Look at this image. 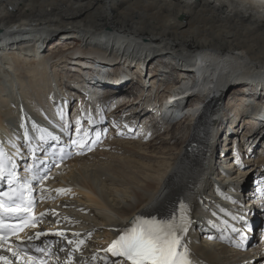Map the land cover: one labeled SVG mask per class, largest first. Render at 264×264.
Masks as SVG:
<instances>
[{
    "label": "bare ground",
    "instance_id": "bare-ground-1",
    "mask_svg": "<svg viewBox=\"0 0 264 264\" xmlns=\"http://www.w3.org/2000/svg\"><path fill=\"white\" fill-rule=\"evenodd\" d=\"M58 34L74 43H65L63 50L50 47L58 40L55 37ZM91 55L96 58H90ZM120 58L145 66L146 74L151 73L149 88L167 92L158 110L170 129L169 135L161 139L163 142L174 139L173 147L166 151L163 144L151 148L148 141L139 143L128 136L112 143L116 150L128 148L126 152L155 160L147 164L131 156H118L115 163H104L108 154L101 153L99 148L107 139L93 152L81 148L79 155L63 163L46 183L47 189L65 188L71 189V193L47 192L40 212L54 209L59 215H46L42 220H47V226L40 225L41 231L63 230L73 240L76 237L72 233H80L79 238L85 243L73 254L80 262L93 264L90 259L93 254L103 258V249L116 238L117 229L134 215L154 210V214H169L184 200L190 206L193 221L186 239L197 264H264V248L258 240V244L244 250L243 246H237L241 238L239 242L236 236V241L218 238V228L224 227L223 218H229L220 211L221 207L229 212L244 207L250 218L257 219L264 213L262 207L251 208L255 204L250 201L253 193L258 196L248 185L249 177L244 180L246 172L234 173L233 163L228 169L223 162L217 166L216 157L220 138L234 139L240 151L236 155L244 157L240 163L246 164L249 171L246 176L251 174L253 179L264 176V157L251 159L258 155L257 141L264 136V0H0V138L6 132L22 138L33 118L35 123L42 122L43 127L57 128L63 123L58 116L60 110L73 123L67 106L77 94L80 117L87 120L86 114L91 113L96 121L92 126L82 123L84 129L90 130L91 139L97 133L99 141L104 139L108 120L116 129H121L119 123L129 122L126 130L139 132L142 128L138 129L137 120L145 111L144 104L148 106L153 99L145 98L146 87L142 86L138 100L127 97L120 100L121 95L127 96L135 89L132 81L128 84L123 80L134 76L130 67L124 63L119 66ZM86 68L98 75L97 81ZM176 68L180 69L170 71ZM76 70L83 75L77 73L75 77ZM155 70L162 71L159 73L162 78L174 75L177 83L163 87L160 80L155 81L159 77ZM65 79L79 81L78 88L90 89L83 90L87 94L73 92L76 87L71 89V83ZM239 87L247 94L236 97L232 89ZM107 90L108 95L113 94L111 99H107L110 97ZM93 91L98 100L89 99ZM230 95L235 99H230ZM60 99L67 104L57 108ZM239 100L242 103L238 104ZM126 107L129 113L125 115L119 109ZM232 107L237 112L229 122ZM180 117L182 120L176 121ZM149 123L157 127L154 118ZM181 124L186 125L187 134L183 137L176 132ZM247 124L251 128L243 138L247 142L245 149L237 128ZM27 129L34 138L33 123ZM110 135L111 132L107 138ZM7 149L14 150L11 142ZM94 155L97 158L90 160ZM220 168L221 174L217 172ZM224 191L228 192L225 196L221 195ZM157 197L161 199L158 201ZM65 216L71 222L64 220ZM204 235L217 238L215 242L202 240ZM51 238L65 249L60 252L64 259H69L74 245L66 248L58 237ZM228 244L243 253H237ZM0 254L14 260L5 250H0ZM108 255L110 260L116 259ZM102 261L98 259L95 264Z\"/></svg>",
    "mask_w": 264,
    "mask_h": 264
},
{
    "label": "snow or ice",
    "instance_id": "snow-or-ice-1",
    "mask_svg": "<svg viewBox=\"0 0 264 264\" xmlns=\"http://www.w3.org/2000/svg\"><path fill=\"white\" fill-rule=\"evenodd\" d=\"M65 103L67 104V101ZM86 115L89 125L94 124L92 114L87 113ZM58 116L63 122L58 125L60 132L71 135L70 129L73 125L66 119L64 111L60 110ZM103 119L104 117H101V121ZM74 125L78 138L70 139L68 143L79 148L87 147L88 151H91L89 142L91 145H95L100 139V134L97 133L95 139H91L90 130L82 128L80 118L75 120ZM22 127L24 126L22 125ZM33 129L38 132L36 144L32 143L33 137L29 135L26 127L23 134L27 154L22 152L15 142H12V147L16 148L15 152L7 151L0 143V250H5L14 258L13 260L8 255L0 254V264H14V261L15 264H52V258L56 255L53 249L60 252L65 251L55 244H45L41 247L33 243L48 235L62 240L67 235L63 230L51 233L37 231L24 237L20 235L26 229H35L46 215H59L54 209L39 214L35 213L36 205L45 198L38 193L53 191L59 195L71 193V189L57 188L53 190L37 187L49 179L48 173L52 166H59L56 160L62 161L71 153L65 152V147H59L58 152L49 153L45 145L49 144V141L59 142L61 136L54 134L46 127L36 125L35 122H33ZM37 153H43L45 158L41 159ZM49 161L52 163L49 164ZM237 163L240 162L237 161ZM240 166L244 167L242 164ZM21 168L23 174H20ZM259 191L262 194L260 206L264 207V188H260ZM225 198L231 199V197ZM160 199L161 197H157L158 201ZM232 202L236 203L235 200ZM220 211L230 216L232 221L244 222L246 226L244 215L231 213L222 207ZM154 212L155 210L138 213L126 225L117 229L116 238L107 248L103 249L105 253L102 258L103 264H197L192 259L189 242L186 239L193 224L190 218V206L184 200H180L178 208L169 214H154ZM63 219L71 222L69 217L65 216ZM222 223L224 227L218 228L221 233L218 238L230 240V236L225 234L230 230L231 233L238 234L241 238V243L237 246H243V241L246 239L244 230L234 224H229L227 220ZM213 227L216 225L213 224ZM72 235L76 239L67 240V244L74 245L73 252H75L80 249L85 240L79 238L80 233L78 232L72 233ZM88 235L90 236L91 233ZM215 238L217 237H209V239ZM33 252L34 254H29ZM108 254L116 259L110 260ZM71 255L72 253H69V257ZM90 259L95 264L101 258L93 254ZM55 264H60V261L56 259ZM66 264H73V261L70 259Z\"/></svg>",
    "mask_w": 264,
    "mask_h": 264
},
{
    "label": "rangeland",
    "instance_id": "rangeland-1",
    "mask_svg": "<svg viewBox=\"0 0 264 264\" xmlns=\"http://www.w3.org/2000/svg\"><path fill=\"white\" fill-rule=\"evenodd\" d=\"M62 36V37H61ZM56 38H58V40H56L54 43H52L51 45H50V47L52 46V45H54V46H56V47H58L60 50L62 49H64V45H65V43H74L73 41L74 40H72V39H68V38H66V37H64V35L63 34H58L57 36H55ZM61 40V41H60ZM59 41V42H58ZM43 48L45 47V46H42ZM47 49H49V48H47ZM90 57V56H89ZM90 58H96L94 55H91V57ZM124 59V60H123ZM30 61V60H29ZM124 61V62H123ZM118 63H119V66H121V64H122V66H123V63L125 64V66H128V67H130L132 70H130V71H132V73H133V76L134 77H129V80H128V84H131L132 82H133V84L132 85H134V87H135V89H134V92H131V93H129L127 96L126 95H121V98H120V96H118V97H115L116 99H118V98H120V100L122 99L123 100V98H125V97H127V98H131V101H133V100H135L136 99V97H137V95H139V94H141L142 93V86H144V87H146V89H144V91H143V95L144 96H146V97H153L152 95H154V97L155 96H158L159 97V95L161 96L160 98H162V100H164L165 99V96H166V93L167 92H164V90L163 89H160V88H158L157 90H151L152 88H149V75H151V73L150 74H146V68H145V66H142L141 64H139L138 62H136V61H133L132 59H126V58H120L118 61H117ZM34 63V62H33ZM134 63V64H133ZM138 63V64H137ZM171 63H176L175 62V60L173 59L172 61H171ZM170 63V64H171ZM96 66V65H95ZM139 66V67H138ZM79 68H80V66H79ZM87 69V73H89V75L91 76V77H95V75H96V73H94L91 69H89V68H86ZM140 69H142V70H140ZM180 68H176V69H171L170 71H178ZM71 70V69H70ZM113 71V70H112ZM64 73H65V75H69L68 73H66L65 71H63ZM69 72V71H68ZM143 72V73H142ZM155 72L158 74L157 76H159L155 81L156 82H158L159 80H160V85H162L163 87H169V86H171V85H175V83H177V81H178V79H176V77L173 75L172 77H165V78H162V76H161V74H159V73H162V71L160 70H155ZM154 72V73H155ZM77 73H81V76L83 75V73L80 71V70H76L75 71V77H78V75H77ZM109 73H110V71H109ZM173 73V72H172ZM93 74H95V75H93ZM108 75V74H107ZM144 75V76H143ZM156 75V74H155ZM172 75V74H171ZM136 76H137V78H138V80H137V78H136ZM141 79V81H139ZM65 80H67L68 82H70L71 83V85H72V87L70 86V88L72 89L73 87L76 89H73L72 91L73 92H78L79 91V94H87V93H85V92H87L88 91V89H90V88H87L86 86H85V89H82V88H78L77 86L79 85L78 83H79V81H75V80H70V79H65ZM70 80V81H69ZM80 80V79H79ZM134 80V81H133ZM146 80H148V81H146ZM164 80H167V81H164ZM74 81V82H73ZM89 81H91V84H93V81L92 80H89ZM127 80H124V82H126ZM132 81V82H131ZM130 82V83H129ZM138 82V83H137ZM151 82H152V80H151ZM141 83H143L142 85H141ZM145 83V84H144ZM147 83H148V85H147ZM146 85V86H145ZM91 86V88L93 89V90H95L96 88L93 86V85H90ZM138 88V89H137ZM141 88V89H140ZM148 88V89H147ZM83 90H87V91H83ZM151 90V91H150ZM235 91V96L237 97V95L238 96H244V95H246L247 94V92H245V89L244 88H234V89H232V91ZM97 92V91H96ZM107 92H108V90L106 91V94H107ZM161 92H163V93H161ZM93 93H94V91H93ZM92 93V95H91V97L89 98L90 100H92L93 101V99H95L97 96L95 95V93L93 94ZM138 93V94H137ZM149 93V94H148ZM156 93H158L159 95H156ZM104 94V93H103ZM105 94V95H106ZM136 94V95H135ZM76 95V94H75ZM108 95V94H107ZM112 93L110 92V94L108 95V96H110V97H107V99H111V97H112ZM78 94L76 95V97L78 98ZM129 96V97H128ZM164 96V97H163ZM77 98L76 99H74V100H71L70 101V103H68V106H67V110H69V108H70V115H71V120H74V119H76L77 117H80V114H79V110H78V105H76V102H77ZM135 98V99H134ZM97 99V98H96ZM230 99H235L234 98V96L233 95H230ZM98 100V99H97ZM136 100H138V99H136ZM232 100V101H233ZM61 101V102H60ZM60 101H58L57 100V104H56V106L58 107V108H60V107H62L63 105H64V103H65V101H63L62 99H60ZM117 101V100H116ZM115 100H114V102H116ZM56 102V101H55ZM113 102V103H114ZM236 102H238L237 100H236ZM109 103V101L108 102H106V104H108ZM112 103V104H113ZM240 103H242V100H239V103L238 104H240ZM60 105V106H59ZM136 105H138V104H136ZM113 106V105H112ZM145 106V105H144ZM143 106V107H144ZM139 108H140V106H138ZM238 108H241V105H239V106H237ZM138 108V109H139ZM236 108V107H235ZM234 107H232L231 109H230V112H229V122H231L232 121V118H234L233 117V115L235 116V113L237 112V110L235 109ZM112 109H114V108H112ZM144 112L141 114V117H140V120H137V122L139 123L138 124V129L141 127L142 129H140V131L139 132H135V133H131L130 131H128L129 129H123V127H125V125L124 124H126V123H119L120 125H121V129H114V124H113V122H111L110 120H108L107 121V127H108V133H110L111 132V135H112V137H108V138H106L107 140H106V142H104L103 144H101V146H100V148H99V146H98V148H99V151L102 153V152H106L107 151V157H106V161L104 162V163H115V158L117 159V158H119V157H127L128 156V158L131 156V158H133V159H137V160H142L143 162H145L146 164L147 163H152L153 161H155L154 159L153 160H149V159H146V157H141L142 155L141 154H139V153H130V152H126L127 150H128V148H124V149H118V150H116V148H115V144H112L113 142H115V141H118V140H122V139H128L127 138V136L128 137H130L129 139L130 140H136V141H139V143H143V142H145V141H148L149 142V144H150V146H151V148H153V147H155V146H159V145H161V144H163V145H165V147L163 148L165 151L168 149H170L171 147H173V144H174V142H175V140L173 139V140H166V142H163V141H165V140H162L161 138H166L168 135H169V129H170V127L168 126H165V123H164V121H163V114L162 113H160V112H158V109L156 108V109H154V110H148V109H146L145 107H144ZM119 111H121V112H124V114L126 115V114H128L129 113V110H128V107H126V108H123V109H119ZM118 111V112H119ZM155 112V113H154ZM249 112H250V109H249ZM73 113H75V115L73 114ZM145 113H147V114H145ZM115 114H117V112L116 113H114V115ZM153 115V116H152ZM130 116V115H129ZM133 116V115H132ZM131 116V117H132ZM160 116V117H159ZM162 116V117H161ZM150 117V118H149ZM256 117V116H255ZM67 118L69 119V117L67 116ZM66 118V119H67ZM152 118H154V120L157 122V127H155V128H153V125H152V123L150 124L149 123V120L150 119H152ZM260 117L259 116H257V119H259ZM263 118V117H262ZM130 120V122H131V119H129ZM180 120H182V118L180 117V118H178V119H176V121H180ZM247 120H249V119H247ZM175 121V120H174ZM175 121V122H176ZM163 122V123H162ZM173 122V121H172ZM177 122V123H178ZM237 122H238V119H237ZM110 123H112L113 124V128H111V126H109L110 125ZM129 123V122H128ZM127 123V124H128ZM187 124V123H186ZM241 124H243V119L241 120V123H240V125ZM185 127H186V125L185 124H181L180 126H179V128L177 129L176 128V132H177V134L178 135H180V136H184L185 134H187L186 133V129H185ZM157 128V129H156ZM233 128V127H232ZM251 128V126H250V124H247L246 126H241V127H239V128H237V134H238V136H239V138L241 139V142L240 143H242V144H244V145H242L243 147H245V149H248L246 146H245V144L247 143V142H245V139H243V138H245V137H247L248 135H249V132H248V130ZM124 130V131H123ZM110 131V132H109ZM116 131V132H115ZM125 133V135L126 136H124V137H122V135H124V133ZM144 132V133H143ZM158 132L159 133H162L163 132V134H161V135H159L158 134ZM107 133V134H108ZM120 133H123L122 135L120 134ZM247 134V135H246ZM158 135V136H157ZM225 136V135H224ZM105 137H106V135H105ZM104 137V138H105ZM122 138V139H121ZM144 138H145V140H144ZM238 138V137H237ZM141 140V141H140ZM150 140H151V142H150ZM220 142V143H219ZM218 143V149H217V151L218 152H216V153H218L217 155H216V157L218 156V158H217V160H218V162H217V166H220V164H221V162H223V165H226L227 167V169H228V167L229 168H231V167H233L234 166V173L237 171V173H239V172H246V174H244L245 175V178H244V180H248L247 179V177H249V183H248V185H250L251 186V188L253 189L254 188V186H253V184H254V182H253V180H252V178H251V174H249L248 176H246L247 175V173H249V171L246 169V167H247V165L246 164H244V163H237V161H239L240 162V159L241 160H243L244 159V157H237V155H236V147H235V145H237V143H235V140L234 139H230V138H228V139H226V137H223V138H220V141H219ZM109 143L111 144V145H109ZM235 143V144H234ZM117 144H119V143H117ZM229 144V145H228ZM233 146V147H232ZM221 148V149H220ZM111 149H112V151H111ZM114 150H116V151H114ZM98 151V153H100ZM108 151H111V152H108ZM119 151V152H118ZM237 151H238V153H240V151L237 149ZM93 152V151H92ZM113 152V153H112ZM155 152H157V151H155ZM111 153V154H110ZM119 153V154H118ZM128 153V154H127ZM256 153H258V155L257 156H255V157H253V156H251V159H254V158H256L257 160H259L261 157H264V136H262L260 139H258V141H257V146H256ZM97 156H98V158H100L101 157V155L100 154H96ZM110 155V156H109ZM114 155V156H113ZM137 155V156H136ZM141 155V156H140ZM109 156V157H108ZM119 156V157H118ZM91 157V156H90ZM97 158L95 155L94 156H92V158H90V160H92V159H95V158ZM139 157V158H138ZM236 157V159H234ZM110 159H112V160H110ZM110 160V161H109ZM245 160L247 161V160H249V158L247 157V158H245ZM93 161V160H92ZM114 161V162H113ZM141 161V162H142ZM157 161V160H156ZM251 161V160H250ZM252 162H254L253 160H252ZM229 163V164H228ZM231 163H233V166H231ZM244 165V167H241L240 165ZM254 167H256L257 168V165L256 164H254L253 165ZM225 168V169H226ZM245 170H247V171H245ZM222 171V169L220 168V170H218L217 172H220V174L222 173L221 172ZM243 172V173H244ZM219 176H221V175H219V173H218V175L216 176V177H218V179L220 178ZM255 179V178H254ZM240 187H242V188H244L245 190H247L248 189V186H243L242 184H240ZM220 191H221V189H220ZM251 192H253V190H251ZM221 194H228V192L227 191H224L223 193H221ZM251 199H253V198H251ZM247 205H248V203H247ZM250 208V207H249ZM261 215H263V213H261ZM220 235H221V233H220ZM203 238H202V240H207V241H212V242H215V239H209V237H208V235H204V236H202ZM232 237L230 236V239H231ZM232 240H235L234 239V237L232 238ZM236 241V240H235ZM229 246H230V248L231 249H233V250H236V252L237 253H243V251L240 249L239 250V248L238 247H236V246H232V245H230V244H228ZM251 247V246H250ZM250 251V250H249ZM249 251H247V252H249ZM235 253V252H234ZM232 254V253H231Z\"/></svg>",
    "mask_w": 264,
    "mask_h": 264
}]
</instances>
